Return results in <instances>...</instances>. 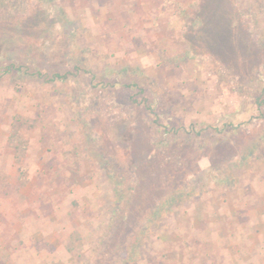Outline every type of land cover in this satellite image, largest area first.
Masks as SVG:
<instances>
[{"label":"rangeland","instance_id":"1","mask_svg":"<svg viewBox=\"0 0 264 264\" xmlns=\"http://www.w3.org/2000/svg\"><path fill=\"white\" fill-rule=\"evenodd\" d=\"M182 5L176 37L113 0H0V140L31 186L9 264H199L191 232L264 200V0Z\"/></svg>","mask_w":264,"mask_h":264},{"label":"crops","instance_id":"2","mask_svg":"<svg viewBox=\"0 0 264 264\" xmlns=\"http://www.w3.org/2000/svg\"><path fill=\"white\" fill-rule=\"evenodd\" d=\"M113 1L114 8L119 10V13L116 12L115 9L114 12L119 15H125L126 23L133 25V19L138 21L139 19H137V17L143 16V19L138 21L139 24L141 22L143 23V25L136 28L138 32L147 33L150 29L160 30V28L163 27V30L167 32L173 30L175 35L173 33L171 35L177 37V29L174 27L176 22L173 20L175 15L172 13L173 5H181L183 3L182 6H184L196 0ZM139 10L143 11V13L140 14ZM124 11L125 14L122 13ZM160 14L168 16L166 21H163L161 24H159L160 22L155 23ZM149 27L151 28L149 29ZM7 132L6 130L4 131L6 136L3 137V140L2 138L0 140V264H9L7 258L10 249H13L14 246L12 245L14 240L8 241L5 239V241H3L1 240V236H5V238H7V236L15 237L19 235L17 234L19 231L27 232V230L31 228V226L28 225L30 221L24 213L16 215V211L12 214L8 211L10 207L7 203L12 206H14L16 202L19 204L20 200L16 197H21L22 200L25 201L26 192L31 190V186L29 188L28 182L25 183L22 181L23 177L28 179L30 174L26 167L27 165L24 163L27 155L19 160L16 159L14 148H11L8 144ZM20 166L23 167L24 172L27 173L23 177H20ZM225 208L227 207L225 206ZM233 208L239 210V207H237L235 203H233ZM225 210L223 213H225ZM232 211H234V209ZM191 233L192 245L200 246L204 250L199 264H264V200L255 205H250L247 211V217L241 222V225L236 223L232 227L229 226L221 235L219 228L218 233L211 232V234H207V236L203 233L198 234L195 231ZM194 240L196 241L195 243ZM204 240L207 242L203 243ZM32 254L33 256L35 255L34 253ZM50 254L51 256L54 255L52 253ZM207 255L208 257H210V255H215V257L205 259L204 256ZM30 256L31 254L28 255V260ZM194 264H196V262Z\"/></svg>","mask_w":264,"mask_h":264},{"label":"trees","instance_id":"3","mask_svg":"<svg viewBox=\"0 0 264 264\" xmlns=\"http://www.w3.org/2000/svg\"><path fill=\"white\" fill-rule=\"evenodd\" d=\"M17 136H12L10 137V139H16ZM14 149H15V156L16 159L19 160L21 158V156H23V151L25 150V145L23 143H21L20 139H16V141H14Z\"/></svg>","mask_w":264,"mask_h":264}]
</instances>
